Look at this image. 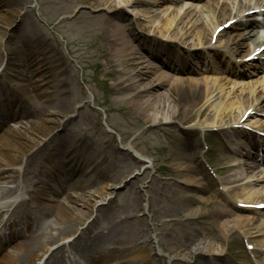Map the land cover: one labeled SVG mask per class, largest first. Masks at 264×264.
<instances>
[{"label":"rangeland","instance_id":"374dc122","mask_svg":"<svg viewBox=\"0 0 264 264\" xmlns=\"http://www.w3.org/2000/svg\"><path fill=\"white\" fill-rule=\"evenodd\" d=\"M22 2L23 8L20 9V16L26 12L32 13V19L29 20L28 25L31 26L32 30L35 29V31L39 32L43 40L46 41V44L50 46V49L63 64L62 71L59 72L53 86H59L58 84L66 80V78L69 81L72 80V82H69L72 88L69 95V107L59 119L61 120L59 122L61 127L58 128L55 134L60 135V131L67 128L73 133L71 136L74 135L81 141L85 140L91 146V150L95 156H110L107 161L109 162L107 163L109 171L106 173L110 179H107L109 181L107 183L124 187L122 191L117 192V194L111 197L113 198L112 203L103 212L101 211L100 218H106L109 212L113 211L116 215L113 233L119 241L123 240L125 243L134 241L139 245H144L147 236H152L156 241V245H159L161 250L166 252L165 257L167 258L162 260L163 263L189 264L186 259L175 258L173 252L176 248L172 244L174 238L178 240L183 239L182 232L184 235L186 234V237L190 236L188 228L196 227L198 229L200 227L194 222L192 225H190L191 222L189 221L185 223L184 212L186 208L180 203L181 200L190 202L188 199H190L191 194H188L184 187L195 186V181L188 174L182 177L181 170L184 168H179L180 166L173 159V153H178L179 149L178 146H175L174 150V136L176 135L173 129L168 128V119L174 110L173 101L175 97L169 91L174 80L163 75L161 73L163 70L150 62L135 42H128L127 45L126 42L120 43L122 45L117 49L118 52L113 53L112 58L113 65L115 66L114 70L117 74L110 76L107 74L105 65L110 57L109 38H107L108 36L105 33L106 27H102L101 25L95 26L93 21L100 17H105L109 21L116 19L114 15L112 16L113 9L102 10L92 8V0H22ZM223 3L228 8L231 7L229 1H224ZM203 6H208V4L203 3L199 6L196 9L198 14H201L199 12L202 11ZM144 10L150 11L153 13L151 15L155 18L159 16L161 19L165 18L167 13H179L182 15L187 11L183 4H179L175 9H171L166 6L164 0H141L136 6L135 12H132L131 9L130 11L123 9V11L119 12L120 19H116V23L123 26L126 25L128 31L132 32L134 30L137 31V26L142 28L140 29L141 33L138 31L137 35L135 34V38L140 41H144V35L146 37L152 35L154 32L167 34L158 28L157 25L155 26L153 23H150L152 20L149 19L150 16L146 18L142 17L140 11ZM189 11H193V9ZM198 16L197 18L200 20V23L204 25L207 32H210L208 15H202L206 16L204 18L200 15ZM19 19L20 17L9 30L10 38L7 39L11 47L15 46V39L19 40L21 27ZM137 19H142V22H136ZM225 22L215 24L213 28L223 26ZM2 27L0 21V31H2ZM126 33L128 34V32ZM177 38L187 41L186 38L181 36ZM188 42L191 41L188 40ZM8 56L2 49L0 60L3 61V69L8 59H12V56H9V58ZM132 58H135L134 63L138 64L134 73L131 67H125V63ZM22 68L23 71L22 73L20 72L22 75L17 78L13 77L15 80L12 79V75H14L12 71H15L14 69L8 68L7 74L17 85L31 83L35 87L34 92L30 96L25 95V98L30 100L31 103L39 106L35 108L54 111L53 106L58 101L56 89H54L55 86H47L38 71H35L34 74L26 72H34V68L26 67V65L25 67L22 66ZM138 76L144 79L143 82L145 84L154 83L158 80L161 81V83H158L160 85L156 84L153 88L154 90L143 101L144 107H146L155 104L156 101L157 104L160 103V95L164 96L163 98L166 102L162 103V108L157 114V117L162 122L154 128H152L148 117H140L135 114L130 102L135 93H117L114 89L117 85H121L127 80L135 81ZM232 88L229 85L226 90L231 91ZM241 89L239 88L237 91H234L235 97H240ZM47 91L49 94H45ZM239 111L240 108L233 111L230 114L231 117L237 116ZM207 115L209 113L206 114V117ZM206 117H193L185 124L193 126L198 124L209 127L205 122ZM221 118H218L214 114V119L217 122L214 125L216 126L215 128L222 127L230 119V117ZM104 122L109 125L114 134L105 132ZM164 131L167 132L169 137L158 134V132L163 133ZM52 137L51 135L44 144L35 149L31 156L28 157V163L26 161L23 169L19 171L20 178H22L21 185L23 184L26 187L29 185L34 173L40 167L41 160L52 149L50 146L55 145L52 143L57 138ZM56 142H58V139ZM120 148L130 149L134 152L135 157H132L126 151L119 150ZM140 156L152 159L155 169L145 171L146 168L138 163V159L141 158ZM101 165L104 166V164L96 165L99 166L100 172L101 169L105 168V166L101 168ZM23 170L28 171L26 175L23 174ZM234 179L236 182H239V178ZM103 183L104 181L99 180L93 190L87 194L101 189ZM13 187L14 185L10 184L8 180L0 181V192L3 190L14 192L15 188ZM140 204L143 206L146 204L148 207L145 216H141L139 213ZM193 208L195 207L193 206ZM203 213L202 211L201 214L197 215V218L201 217ZM50 219L41 218L38 221V224L34 227L37 235L44 232L45 236L49 238L50 233H56L61 225L56 220V217L52 222H49ZM153 219L154 223H152ZM244 219L247 223L250 221L249 218ZM200 223L203 222L201 221ZM28 233L26 236H28ZM218 237L220 238V236ZM218 237L211 238V236L203 232V235L199 236V239L206 243L212 242V239H218ZM60 242L61 239L56 240L53 243V247ZM129 246V244L125 247L120 245V249L127 253ZM151 246L153 245L148 244L147 247L152 249ZM211 248L214 250L213 255H217L223 250L221 244L214 245L211 243ZM191 264H202L201 258L197 256L191 261Z\"/></svg>","mask_w":264,"mask_h":264},{"label":"bare ground","instance_id":"6f19581e","mask_svg":"<svg viewBox=\"0 0 264 264\" xmlns=\"http://www.w3.org/2000/svg\"><path fill=\"white\" fill-rule=\"evenodd\" d=\"M231 3V8L226 7L223 2L220 1H210V14L207 16L209 22L210 32H207L204 25L200 23V20L197 18L198 15L201 17V14H198L197 11H186L184 14L180 15L179 13H167L165 18H156L151 15L150 11L144 10L140 11L142 17H148L152 19L150 23L157 25L158 28L165 31L158 32L161 35H168L169 37L181 36L186 39H192L195 41L203 42L210 41L213 35H215L218 27H215V24L226 21H237L238 28L252 26L250 17H247L245 20L240 17L245 11L240 12L242 6V0H226ZM244 2L246 0H243ZM261 5H264V0H260ZM141 2V0H92V8L102 9V10H112L117 20L120 19L119 12L123 9H127L135 12L136 6ZM22 0H0V21L2 23V31H0V53L3 49L6 55L12 56V59L8 60L5 71L0 75L1 77L6 76L8 68L15 67L18 71H23L22 66L34 68V72L26 71L29 74H34L35 71L40 72L41 77L48 86L54 87L56 89L57 103L54 104V111L42 109L41 111H34L30 108L29 105H26L22 108L21 112L18 114H10L9 117L15 124L19 127H9L2 119H0V128L3 132L0 134V178L9 180L11 184L13 181H17L20 178L19 171L23 169L25 162L29 160V156L39 148L46 140L61 127L59 123L61 116H63L66 110L69 107V95L72 91L69 82L72 80H66L60 82L58 85L53 86V83L56 81V78L59 72L62 71V63L50 49V46L46 44V41L43 40V37L39 32L32 30L31 26L28 25L30 19H32V13L26 12L24 15L20 16L21 10L23 8ZM189 5H185V8H188ZM241 7V8H240ZM264 7V6H263ZM8 8V9H7ZM170 10V9H169ZM238 10V11H237ZM249 10V9H247ZM170 12V11H169ZM201 13V12H199ZM20 17V36L19 40H16L15 46L11 47L8 42L10 38L9 30L13 27L14 23ZM199 17V16H198ZM114 20H106L105 17H100L93 22L95 26L101 25L106 28V35L109 38V54L110 57L106 61L105 68L107 74L116 75L114 70L115 66L113 65V53L118 52V48L122 45L120 43L133 42L134 37L128 31L126 25H121L116 23ZM142 19H137L136 22ZM254 21V19H251ZM225 22V24H226ZM240 24V25H239ZM28 25V26H27ZM213 28V30H212ZM22 32V33H21ZM128 32V34L126 33ZM250 33H242L239 35L242 40H248ZM137 35V33H136ZM227 36V31L218 37V41L221 38ZM210 37V38H209ZM8 38V39H7ZM243 45L240 49H243ZM133 55V53H132ZM8 56V58H9ZM14 56V57H13ZM15 59V60H14ZM135 58H132L130 61L125 63V67H131L132 72L137 69L138 64L134 63ZM3 61L0 60V65L2 66ZM0 66V67H1ZM154 67V66H153ZM151 67V68H153ZM22 68V69H21ZM164 75L166 73H163ZM138 79V80H137ZM137 82L133 80H127L123 84L117 85V93L132 92L135 93V96L130 100L131 105L133 106L134 112L140 117H148L152 127L159 125L162 120L157 117L158 112L162 108V103L165 101L164 96L160 95V103L144 107L143 101L147 98L153 88L158 83H161L160 80L145 84L143 78L140 76L137 77ZM127 85V86H125ZM18 93L30 94L32 90H35L33 85H20ZM227 82L223 80H211L205 79L202 82L194 81L191 79L188 80H176L170 88V94H172L175 99L173 101L174 110L169 116L170 122H186L192 119L193 117L202 118L206 117L205 122L209 125H212L216 122L214 119V114L219 117H230L232 111L240 108L238 116L235 117L238 122H241L247 110H253L258 113H264V97L260 96L256 98L257 90L256 88H248V95L243 96L246 93L242 91L240 97L233 96L234 90L237 91V88L234 86L232 91H226ZM52 89V88H50ZM9 92V91H8ZM16 92V91H15ZM13 92L7 96L6 104L4 108L10 106L11 99L14 97L19 98V94ZM49 94L47 91L45 94ZM55 95V96H56ZM264 95V94H263ZM261 100V102H260ZM5 102V101H4ZM166 102V101H165ZM164 102V103H165ZM2 105V106H3ZM1 106V105H0ZM1 106V107H2ZM152 114V115H151ZM221 118V119H222ZM25 120V121H23ZM248 120V119H247ZM18 121H21L18 122ZM25 122V123H22ZM15 125V126H16ZM70 148V143H69ZM57 151H61L58 149ZM143 165L142 167L146 168L145 171L155 169V164L150 158H142ZM186 160V155L184 152H180L179 155H176L174 161L178 166H184ZM142 161H138L140 164ZM70 164H73L70 163ZM144 171V172H145ZM28 171L23 170V174L26 175ZM102 178V174H98ZM102 179H109L108 177ZM107 182V181H106ZM117 184H108L106 183L101 189H98L94 193H89L87 195H80L78 197H68L65 201L58 203L54 208L52 206H46L49 212H52L56 216V220L60 223V228L56 233H50V237H46L45 234L40 237L36 236L30 237L22 245L16 247V253L9 254L5 257L4 261L0 264H33L34 261H37V264H43L44 259L48 253H50L53 243L61 239L64 241L70 238L80 227H83L88 220H90L94 213H97L99 209L106 203V201L117 192ZM11 192L3 191L0 193V199H6L9 197ZM261 198H264V193L250 191L242 195L243 202L246 203H261ZM183 206L186 207V213L184 217L186 220L196 217L193 211L190 210V205L180 202ZM24 204L18 205L15 210V216L21 214L18 218L26 221L28 216L24 213ZM141 206V212L145 213L146 206ZM2 209H0V213ZM199 211H196V213ZM154 223V219L152 220ZM248 225L242 220L239 219L235 222H226L220 226L221 237L217 239H212V242H202L198 240L197 234H193L190 239L187 240L185 246L183 243H175L176 247L173 254L175 258H188L190 261L197 256H207L213 254V249L211 248V243L214 245H219L224 238H227L234 230H244ZM72 231H74L72 233ZM72 233V234H71ZM40 237V238H38ZM150 240V239H149ZM174 243V242H173ZM130 246L128 247L127 255H125L121 262L123 264H152L149 259H151L148 253H145L146 245H138L134 241H129ZM157 256V255H156ZM121 264V263H119Z\"/></svg>","mask_w":264,"mask_h":264}]
</instances>
